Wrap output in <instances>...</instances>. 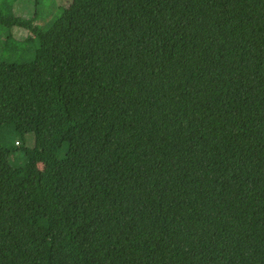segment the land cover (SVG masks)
<instances>
[{
    "label": "trees",
    "instance_id": "1",
    "mask_svg": "<svg viewBox=\"0 0 264 264\" xmlns=\"http://www.w3.org/2000/svg\"><path fill=\"white\" fill-rule=\"evenodd\" d=\"M34 17L0 0V264H264V0Z\"/></svg>",
    "mask_w": 264,
    "mask_h": 264
},
{
    "label": "rangeland",
    "instance_id": "2",
    "mask_svg": "<svg viewBox=\"0 0 264 264\" xmlns=\"http://www.w3.org/2000/svg\"><path fill=\"white\" fill-rule=\"evenodd\" d=\"M69 2L70 0H12V12L16 17L23 19H29L35 16L34 24L46 30L60 15L61 9ZM25 34L26 33L19 28L13 27L10 30H6L0 27V46L6 40L7 43H10V46L13 47L12 49L18 48L17 43H21ZM0 52L7 51L0 50ZM8 55L9 53H0V57L8 58ZM19 59V57L14 58V60L17 61ZM30 144L31 139L27 138L26 146ZM5 158V155L0 154V204L9 202L7 181L11 173L6 168Z\"/></svg>",
    "mask_w": 264,
    "mask_h": 264
}]
</instances>
